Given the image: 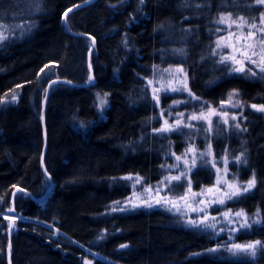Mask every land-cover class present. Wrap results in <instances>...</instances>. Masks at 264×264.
I'll return each mask as SVG.
<instances>
[{"label":"trees","instance_id":"trees-1","mask_svg":"<svg viewBox=\"0 0 264 264\" xmlns=\"http://www.w3.org/2000/svg\"><path fill=\"white\" fill-rule=\"evenodd\" d=\"M187 2L0 0V16L32 23L30 33L0 48V264H264L261 248L254 257L209 251L220 239L179 223L165 203L109 211L131 194L123 177L159 181L171 142L177 152L184 148L183 135H161L151 125L145 80L155 67H184L204 102L218 105L237 92L264 105L263 80L229 74L211 57L212 21L233 10L225 8L230 3ZM78 4L66 25L63 13ZM54 80L63 82L49 89ZM99 96L107 100L102 118ZM244 117L246 130L216 138L214 148L243 153L241 180L256 177L255 188L229 204L260 221L236 242L264 243V113L247 109ZM191 181L201 191L215 175L201 167Z\"/></svg>","mask_w":264,"mask_h":264},{"label":"rangeland","instance_id":"rangeland-1","mask_svg":"<svg viewBox=\"0 0 264 264\" xmlns=\"http://www.w3.org/2000/svg\"><path fill=\"white\" fill-rule=\"evenodd\" d=\"M189 3L191 0H187ZM187 2V3H188ZM226 3L228 6L225 5V8H231L233 10L229 11H224L218 15H226L227 13L231 12L232 16L235 18L236 16H244L245 18H251L252 16H256L257 18L260 15V12L263 11H256L255 6L252 3V0H226ZM244 7L248 9L247 14L241 13V8ZM9 15V14H7ZM6 15V16H7ZM214 19L212 21L213 24H211L210 31L213 36V47H212V53L214 51H217V55H213L211 53L212 59H214V63L218 67H223L229 74H239V75H244L252 78H258L260 80L264 81V73H260L259 69L255 68L252 65H247L246 64V71L243 73H238V72H232L231 68L227 64H222L219 63V59L221 55H228L231 52V49L229 48H222L217 50L216 49V41L218 39H221L223 37H226L228 35V29L226 25L222 24H217L216 20ZM32 23L31 22H19V19L15 16L12 15L3 17L0 16V31L4 32V35L8 36V39L0 43V48L4 47L5 44L8 41H12L17 38H21L26 36L27 33H30V27ZM29 26V27H28ZM219 29V31H217ZM233 40H235V37H233ZM252 67L254 71H256V75L252 76L247 72V68ZM183 69L184 73L187 74V88L191 91L190 88V78L188 75V72L186 69L180 65H170V66H158L155 67L152 73V76L147 78L145 80V91L149 95L151 104L154 106L155 109V116L151 120V125L154 127L155 125H160L161 128L164 127V121L167 120L169 125H173L176 123L178 119H181L183 123L185 124H191L192 127H184L183 124L178 126L175 130L172 131H166V132H159V134L164 135L167 134V136H171V134H179L183 135V141H184V148L182 152H177L176 148L171 142L169 149L165 152L164 157H163V162L161 166L162 170V177L159 181L156 182H146L141 176L138 175H129L126 177H132V179H125L126 177H123L125 180L128 181V185L131 188V194L126 197L123 200H120L119 204L114 202L110 206V213H128L131 212L137 208H139L142 205H146L147 203H151L152 206L156 205V200L160 196L161 198H164L165 196L168 198L169 201H179V197L181 195H188L189 197V202L192 203V206L190 208H184L183 201H180L178 206L181 207V211L178 212L176 211L175 208L172 207V204L170 203H165L163 205L165 210L169 212L171 215L175 216L176 220L186 226H192L188 223V221L191 220H200L203 218L205 215L204 212H198V211H193L192 208H197V207H206V212L209 217V223L214 222L216 224V229H208L205 228L203 225L202 227L203 230L210 232L214 237L220 239V245L218 246V250H223L226 251L227 254H233L232 252L228 251L227 249L231 247L233 244H236V236L238 233L242 231H248L251 230L252 225L254 224V220H259L257 216L250 217L248 216L244 211V213L247 215L249 223L251 224L250 228H241L240 227V220L234 219L233 223H228L224 216L223 213L225 211H231L233 214L236 213L237 211L241 210H233L229 208V204L233 202L235 199L227 200L223 205L218 204V203H212V204H197L193 202V197L191 194L187 192V187H188V180L191 181V175L193 172H195L197 169L201 167H206L212 171V173L215 175V183L211 187H207L204 189L208 188H214L216 186V181L218 176L222 179H227L228 181H233V179L237 180L240 182L241 185L247 183L243 182L240 178V175L238 171L243 167L244 162H243V153L241 154H236L234 152H231L228 150V148L225 150L223 155H218L215 151L214 148V140L216 138H220L223 136H227L231 133H240L242 132L241 129H244V123H245V112L247 109H252L255 110L251 107V104L246 103L244 100H242L238 95L234 97V100H239L240 104L242 107H230L228 105V99L220 103L218 105H213L207 102H204L197 98L191 91L192 95H189L188 91H177V92H171V91H160L159 92V103L157 104L156 101L152 98V88L156 87L159 88L160 84L157 83V81H161L163 78L164 81L168 80V73L164 72V69ZM153 80V85L149 86L148 81ZM173 86H177L176 82L173 81ZM237 93V92H235ZM101 100H106V97L104 96H99L98 97V108L100 112V117H104V112L107 107V100L106 104L101 106L100 101ZM225 105V107L221 108V105ZM261 105H257L259 107ZM209 109H215L219 115H212L209 117L212 121V130L211 132L206 131L208 128V124L205 120H192L191 116L192 115H197L199 116L201 113L207 114ZM256 111V110H255ZM223 112L228 113V119L229 123L224 124L222 122V114ZM259 112V111H257ZM163 113V115H161ZM264 113V112H261ZM181 114H183L181 116ZM235 115L238 117L237 120H232L231 117ZM236 123H239L241 125V129H237L234 127ZM211 146V155H203L201 156V153H206L208 151V146ZM190 148H195V153L189 152L188 150ZM188 153L185 155V153ZM193 155L196 157V164L193 167L191 165V160ZM181 157L180 161H177L176 157ZM225 157L227 158V174L224 176V168H225ZM240 157L241 161L238 163L236 161V158ZM184 160H188V165H185ZM215 164V166H213ZM189 168L191 169L189 171ZM234 168V170H233ZM217 169H220V173H217ZM181 172L186 173L187 179L181 178L179 181L173 180L170 184L165 181L166 176H178L180 175ZM140 178V182H136V178ZM163 182V183H162ZM193 184L191 181V189L193 193H200L201 191H194L192 188ZM157 187L161 188V191L157 195L156 189ZM151 189V191H145V189ZM221 191L224 190V185H220ZM220 193L213 192L209 193L203 196H196L194 198L195 201H208L213 199L215 196H218ZM131 198L132 202L135 204H139L140 206L138 207H132L131 204L127 203L129 199ZM150 198V199H149ZM118 202V201H117ZM161 203H164L163 200ZM160 203V204H161ZM125 207L126 210L121 211L120 208ZM116 209L115 211L113 209ZM186 212L187 215H184L182 213ZM8 218H14L13 215H7ZM215 217V221H213L211 218ZM18 219V218H17ZM223 229V231H221ZM235 229H239L238 231ZM231 236V239L229 237ZM239 244H249V243H239ZM243 253V252H240ZM239 254V253H237ZM235 254V255H237ZM93 256L95 257H100L96 253H92ZM234 255V254H233ZM84 264H94L92 259H85Z\"/></svg>","mask_w":264,"mask_h":264},{"label":"snow or ice","instance_id":"snow-or-ice-1","mask_svg":"<svg viewBox=\"0 0 264 264\" xmlns=\"http://www.w3.org/2000/svg\"><path fill=\"white\" fill-rule=\"evenodd\" d=\"M86 3H90L91 0H85ZM141 3H143V0H141ZM252 3L261 8L264 9V0H252ZM199 7V5H197ZM76 7H80V5H76ZM73 9L69 8L67 11L63 13V17L65 19V24L67 25V17L68 13L71 12ZM217 24L226 25L228 29V35L226 37H223L221 39H218L216 41V49H222V48H229L231 49V52L228 55H221L219 59V63L227 64L230 66L232 72H238L243 73L246 71V64L252 65L255 68L259 69L260 73H264V11L260 12L259 17L252 16L251 18H245L244 16H236L235 18L232 16L231 12L227 13L226 15H220L218 19L216 20ZM3 27V26H0ZM219 31V29H217ZM233 37H235V40H233ZM8 36L4 35L3 31H0V43L7 40ZM89 39H92L93 45L95 44V40L91 37ZM213 55H217V51H214L212 53ZM164 72L168 73V80L164 81L163 78L161 81H157V83L160 84L159 88L153 87L152 88V98L156 101V103H159V92L160 91H171V92H177V91H188L189 95H192L191 91L187 88V74L184 73L183 69H164ZM247 72L255 76L257 73L253 70L252 67L247 68ZM173 81L176 82L177 86H173ZM92 82V78L89 77V83ZM153 80L148 81V85H153ZM17 87H22V85H18ZM238 93H232L228 97V105L230 107H242L239 100H234V97H236ZM13 99H15V96H13ZM101 106L106 104V100L100 101ZM225 107V105H221V108ZM253 109L259 112H264V105H261L257 107V105L253 104L251 105ZM215 109H209L208 113H201L199 116L192 115V120H205L208 124V128L206 131L211 132L212 130V121L209 117L212 115H219ZM163 115V113H161ZM183 114H181L182 116ZM232 120H237L238 117L233 115L231 117ZM222 122L224 124L229 123L228 119V113L223 112L222 114ZM183 124L184 127H192L191 124H185L181 119H178L175 124L169 125L168 121H164V127L158 129L159 132H166V131H172L175 130L178 126ZM235 128L241 129V125L239 123H236L234 125ZM242 131L246 129H241ZM189 152L195 153V148H190L188 150ZM188 153L186 152L185 155ZM203 155H211V146H208V151L206 153H201V156ZM177 161H180L181 157H176ZM236 161L239 163L241 161L240 157L236 158ZM245 164L247 163L246 160L243 161ZM185 165H188V160H184ZM196 164V157L193 155L191 160V165L194 167ZM227 158L225 157V168H224V176L227 174ZM215 166V164H213ZM191 169L189 168V171ZM217 173H220V169H217ZM187 179V175L184 172H181L178 176H166L165 181H167L169 184L175 180L179 181L181 178ZM125 179H132V177H126ZM136 182H140V178H136ZM163 183V182H162ZM224 185V190L221 191L220 185ZM256 186V177L253 173L252 178L247 181V183L241 185L239 181L233 179V181H228L227 179H222L218 176L216 181V186L214 188H208L202 190L200 193H193L191 189V181L188 180V187L187 192L191 194L193 197V202L199 204H212V203H218L223 205L227 200L234 199L236 197H239L241 195H244L248 192H250L253 188ZM18 191H22V189H18ZM145 191H151V189H145ZM161 191V188L157 187L156 192L157 195ZM217 192L220 193L218 196H215L213 199L206 201H195L194 198L198 195L203 196L209 193ZM150 199V198H149ZM183 201V207L184 208H190L192 206V203L189 202L188 195H181L179 197V201H169L168 198L165 196L163 198L164 203H170L172 204V207L176 209V211L180 212L181 207L178 206L179 202ZM119 204L120 202H116ZM132 205V207H138L139 204H135L132 202L131 198L127 202ZM157 203H161V200H157ZM147 207H152L151 203L146 204ZM116 210L115 208L113 209ZM121 211L126 210L125 207L120 208ZM193 211L198 212H204L205 215L200 220H189L188 223L194 227H200L203 225L205 228L215 230L216 224L214 222L209 223V217L206 212V207H197L192 208ZM9 211H12V209H9ZM184 215H187L186 212L182 213ZM258 215V214H257ZM223 216L225 220L228 223H233L234 219L240 220V227L241 228H250L251 224L249 223L247 215L241 210L237 211L236 213H232L231 211H225L223 213ZM213 221H215V217L211 218ZM253 223H260L259 220H254ZM11 227V226H9ZM239 230V229H235ZM223 231V229H221ZM231 239V236L229 237ZM121 247H127V245H122ZM258 248L264 249V243L261 241H255L253 243L249 244H233L231 247H229L227 250L232 252L234 255L240 252L248 253L251 256L256 255V251ZM218 249H209V251H217ZM9 255L11 254V245L8 246Z\"/></svg>","mask_w":264,"mask_h":264},{"label":"water","instance_id":"water-1","mask_svg":"<svg viewBox=\"0 0 264 264\" xmlns=\"http://www.w3.org/2000/svg\"><path fill=\"white\" fill-rule=\"evenodd\" d=\"M87 4V3H86ZM78 7H74L73 8V10H75V9H77ZM72 10V11H73ZM69 14V13H68ZM63 21H64V23H65V19H63ZM56 82H61V80H57V81H55V83ZM50 87L51 86H49V89H50ZM49 89H48V93H47V98H46V100H45V103H44V107H43V111H45V108H46V105H47V101H48V96H49ZM44 132H45V142H46V144H45V147H44V149H43V155H42V159L44 158V156H45V154H46V151H47V130H46V127H45V125H44ZM43 170L47 173V171H46V169L45 168H43ZM53 182H52V180H51V184H52ZM15 195L16 194H14L13 195V205L15 204ZM48 195H49V193H48Z\"/></svg>","mask_w":264,"mask_h":264},{"label":"bare ground","instance_id":"bare-ground-1","mask_svg":"<svg viewBox=\"0 0 264 264\" xmlns=\"http://www.w3.org/2000/svg\"><path fill=\"white\" fill-rule=\"evenodd\" d=\"M93 0H91V2H92ZM88 4V3H87ZM83 5H86V3H84ZM79 8V7H78ZM70 13V12H69ZM55 81H57V80H54L49 86H52L53 84H55ZM61 82H63V81H61ZM56 83H59V82H56ZM52 188H53V186H51L50 188H49V190H48V193H51V191H52Z\"/></svg>","mask_w":264,"mask_h":264}]
</instances>
